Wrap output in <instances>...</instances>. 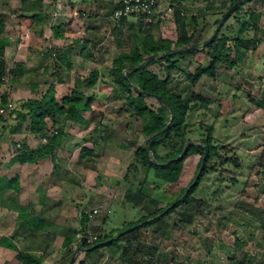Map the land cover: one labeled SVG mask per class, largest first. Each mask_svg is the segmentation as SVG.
<instances>
[{
	"label": "rangeland",
	"instance_id": "374dc122",
	"mask_svg": "<svg viewBox=\"0 0 264 264\" xmlns=\"http://www.w3.org/2000/svg\"><path fill=\"white\" fill-rule=\"evenodd\" d=\"M34 1L0 0V22L6 25L0 36L10 40L4 50L7 69L5 83L0 87V102L4 92L13 94V107L2 113L4 118L0 119V144L5 148L2 153L5 155L8 149L14 154L17 143L32 148L44 143L30 130L28 115L20 124L17 113H12L24 101L41 98L53 83L61 102L73 91L77 74L98 70L101 79L89 89V94L96 96L91 110L84 112L86 121L66 122L64 146L55 156L43 159L46 176L41 178L42 187L35 201L42 199L44 207L33 210L34 216L28 218L45 219L44 229L19 222V210H0V238L16 234L21 237L18 246L42 255L44 264H68L76 251V264H130V258L134 264L135 260L140 264H264V105L259 103L264 101V0H248L239 7L243 6L240 12L255 14L262 38L248 43L251 52L241 64L222 62L216 66L215 75L203 74L196 82L188 76L198 67L212 64V58L203 50L177 56L172 70L166 68V62L148 65L161 79L170 76V88L182 96L190 100L191 96H199L189 103L196 107L189 112L187 122L214 126L212 134L219 154L211 162L214 171L196 192L198 199L206 200V205L194 213L189 212L186 203L175 207L165 216L170 226L162 237L149 227L137 230L133 239L124 236L121 242L128 245L129 253H124V246L120 245L104 246L93 255L78 242L65 249V236L75 231L76 238H87L92 243L106 234L113 233L112 239L117 238L127 233L121 231L125 228L129 232L132 222L164 207L182 186L186 187L200 155L187 159L179 183L170 185L150 178L142 185L144 192L138 190V184L146 178L131 165L135 151L145 145L148 137L142 131V119L133 114L126 96L116 93L115 84L110 82L114 59L132 44L129 22L121 35L114 34L120 23L112 17L113 0H101V6L88 5L92 0H41L44 36L41 43L33 44L32 30L40 28V23L31 17L38 11L32 10ZM232 1L181 0L175 4L173 0H160L166 16L148 26L147 32L155 39L176 40L180 20L192 32L193 16H207L190 44L202 46ZM178 9L183 11L181 18ZM93 11L101 18H94ZM129 19L137 21L134 17ZM83 41L88 48H83ZM63 54L71 60L70 68L58 61ZM20 64L27 71L22 72ZM46 67L49 70L45 71ZM200 97L208 102L203 104ZM146 101L150 107L159 106L156 97H147ZM193 137L198 139L199 135ZM83 146L94 147V154H82ZM96 207L99 214L82 224L83 213L90 214Z\"/></svg>",
	"mask_w": 264,
	"mask_h": 264
},
{
	"label": "trees",
	"instance_id": "16d2710c",
	"mask_svg": "<svg viewBox=\"0 0 264 264\" xmlns=\"http://www.w3.org/2000/svg\"><path fill=\"white\" fill-rule=\"evenodd\" d=\"M173 1H175V4L181 2V0ZM238 1L240 0H233L228 6V9ZM249 1L251 2L252 0ZM41 3V0H35L31 6L32 10H38L35 14H31V17L35 18L38 24L40 23L39 29L35 28L32 30V33L35 35L31 40L33 44L35 41L37 44L39 42L41 43L44 36V26H42L44 14L39 7ZM71 3H73V1ZM242 7L230 15L213 41L207 44L212 35L204 40L202 46L205 47L202 50L212 58V64L210 66L198 67L194 74L188 76L191 82L198 81L203 74L215 75L216 66L222 62H229L233 66L241 64L251 52L248 43H254L262 39L259 37V27L257 26L255 14L240 12ZM182 12V10H177L178 18H181ZM206 18L207 16H193L192 32L187 30V23L180 20V31L178 32L179 35L176 40L165 37L155 39L151 32H147V27L151 24H146L142 20H137L135 22L131 21L129 18H122L119 21L120 24H118V27L114 29V34L121 35V33H123V27L129 22L128 27L132 31L133 39L129 49L121 50L114 59L113 65L110 68V82L115 84L114 89L116 93H121L126 96L128 107L132 110L133 114L142 119L143 133H145L148 138L152 137L150 144L146 141L144 146L139 147L135 151V162L131 165V168L135 166V172L140 169L144 173V178H146L138 184L140 185L138 190L144 192L142 188L150 178L158 182H166L170 185L177 184L182 178L187 159L193 155H200V159L186 187L182 186L177 196L164 207L159 208L147 216H143L138 221L132 222L129 227V232L128 230L125 231V228L121 231L127 233H122L123 235L121 234L111 241H109V239L113 238V233L106 234L91 243L87 242V238H76L74 231L72 234H67L65 236L62 243L65 249L70 248L73 243L78 242V245L85 248L87 253L91 255L98 253L99 249L104 246L114 247L120 245L124 246V253H129L128 245L121 242L124 236L130 235V238L133 239L132 237L137 230L142 227H149L156 236L162 237L170 226V224L165 221V216L171 213L175 207L186 203L188 204L189 212L194 213L198 212L206 205V200L198 199L196 192L199 190L205 177L214 171V165L211 162L218 156L219 151L218 146L214 143L212 134L214 126L212 124L206 125L200 123L196 125L195 123L187 122L190 115L189 112L193 111L196 107V104L189 106V103L191 100H194L195 97L199 96H191L192 99L190 100V98L188 99L176 90L171 89L169 86L170 76L164 80L161 79L157 74L148 69L149 64H146V66L142 68H137L139 64L146 63L147 60L152 57L163 56L152 63L166 62V68L172 70L177 65V56L188 53L196 54L201 51L199 49L197 51L185 53L177 52L180 48L202 47L200 46L201 44H190L195 37L200 23H203ZM220 20L221 19H218L216 23H214L216 27ZM5 26L4 22H0V34L4 33ZM234 30H236L235 33L228 34L229 32H234ZM9 44L10 40L8 37L0 36V87L5 83L7 64L4 60V50ZM83 48H88L87 43L84 41ZM255 48L256 44L253 50ZM58 58L61 64H65L69 68L72 66V62L67 55H59ZM20 69L22 72H25L28 68H26L24 64H20ZM47 70H49L48 67L45 68V71ZM127 72H130L129 76H127ZM100 79L101 75L98 70H93L88 74H77L75 75L73 91L71 94L62 97L61 102H59L60 100L56 97L55 85L52 83L41 98L28 99L24 101L21 108L13 110L12 113H17V117L19 118L18 122L20 124L28 115L30 130L41 138L47 137L48 141L42 143L41 146L37 148H32L26 143H17L19 145H16L18 147V153L15 154L11 160L12 163H32L52 155L55 156L54 154L56 151L64 146L66 122L83 123L86 121L84 112L91 110V105L96 96L93 93L89 94V89L95 86ZM155 96H160L161 99L159 100V106L153 108L149 106L146 98ZM200 98L203 104L208 102L207 98ZM7 102L8 95L3 94L1 103L5 104ZM259 103L264 105L263 100H260ZM25 108L27 112H25ZM172 114L174 119L168 128H166L171 120ZM2 117L3 116H1V119ZM196 134L199 135L198 139L193 137ZM193 142L208 145L209 153L197 181L192 185L200 170L202 159L205 154L204 146H199ZM187 144H189V146L184 155L179 158ZM94 150V147L90 149L87 146H83L80 152L86 155H93ZM126 178H129V176L127 175ZM3 180H5L4 176H0V191L4 186ZM159 186L160 185L157 187ZM189 187L190 189L187 196L182 199V196ZM23 209L25 208L23 207ZM33 214L34 211L28 212V210H19L18 220L29 226H36L39 230L44 229L47 223L46 220L35 217L28 218L31 215L34 216ZM82 218V224H86L89 220V214L84 212ZM130 238L128 239L129 245L132 243ZM2 239L6 240L3 241ZM2 239L0 240V244L16 250L17 258L22 264H43L44 257L42 255L21 249L14 241L7 242V238L4 236ZM79 264L83 263L80 262ZM130 264H134L131 258ZM135 264H140V262L135 260Z\"/></svg>",
	"mask_w": 264,
	"mask_h": 264
},
{
	"label": "crops",
	"instance_id": "0c3cea01",
	"mask_svg": "<svg viewBox=\"0 0 264 264\" xmlns=\"http://www.w3.org/2000/svg\"><path fill=\"white\" fill-rule=\"evenodd\" d=\"M100 1L101 0H92L90 1L92 4L89 2L90 4L88 5L98 4V6H101ZM118 1L119 0L112 1V6L114 7L111 13H113L114 9L118 6ZM84 3H87L86 0H84ZM73 6H77V5L74 4L73 2ZM93 14H94V18L97 17L96 15H98V17L100 16L99 13L95 11H93ZM3 94H7V92H4ZM7 95H8V102H9L13 94L9 92ZM1 102H0L1 104L0 109L2 106H5L8 103L7 102L5 104H2ZM1 116H3L2 117L3 119L4 115L0 112V119H1ZM4 150L5 148L3 147L1 148V144H0V176H4L5 181L7 182L6 184H4L3 189L0 191V210H4L5 213H7V210H10L11 212H14L12 210H32V211L42 210L44 207L42 203L43 200L40 199L39 202H36L37 201L36 198L38 196L39 189H41L42 187L41 178H43V175L45 174V172H43V169H42L44 160H40L38 162H32V163L31 162L12 163L11 160L13 159L15 154L18 153V149L16 148L14 149L15 151L14 154H11V151L6 149L7 152L5 155L2 153ZM4 156L7 157L6 160ZM2 161L6 164L1 165ZM45 176L46 175H44V177ZM23 207L25 209H23ZM15 235L16 234L11 235V238H7V242L14 241L15 243H17V245H19L18 241L20 240L21 237L17 235L15 236ZM0 253H1V258H3L1 264H22V262L17 258V255H16L17 251L15 252L14 249H11L7 246L0 244ZM12 258L13 260H11ZM8 260H11V262L10 261L7 262ZM43 264H44V261H43Z\"/></svg>",
	"mask_w": 264,
	"mask_h": 264
},
{
	"label": "built area",
	"instance_id": "2783aa9c",
	"mask_svg": "<svg viewBox=\"0 0 264 264\" xmlns=\"http://www.w3.org/2000/svg\"><path fill=\"white\" fill-rule=\"evenodd\" d=\"M169 9L171 10V6ZM163 10L165 9H161L160 0H119L118 7L114 9L112 17L115 21H120L122 18L134 17L136 20H142L146 24H154L160 18H165L166 13ZM12 107L13 103L9 101L5 106L1 107L0 112L5 113ZM42 140L46 143L48 138L44 137ZM99 210V207L94 208L90 212L89 217L92 218L96 214H99ZM77 236L82 237V234L78 233Z\"/></svg>",
	"mask_w": 264,
	"mask_h": 264
},
{
	"label": "water",
	"instance_id": "95a60500",
	"mask_svg": "<svg viewBox=\"0 0 264 264\" xmlns=\"http://www.w3.org/2000/svg\"><path fill=\"white\" fill-rule=\"evenodd\" d=\"M247 1H248V0H240V1L236 2L235 4H233V5H232V6H231V7H230V8L224 13L223 17L221 18L219 24H218L217 27L215 28V30H214V32H213L211 38H210L209 41L207 42V44L210 43L211 41H213V39L216 37V35L218 34V32H219V30L221 29V27L226 23V21L228 20V18L230 17V15H231L233 12H235V11H236V10L242 5V3H246ZM204 47H205V46H202V47H199V48H198V47L180 48V49L177 50V52H178V53H185V52H189V51H197V50H199V49L202 50ZM160 57H163V56L152 57V58L148 59L146 63H141V64H139V65L137 66V68H142V67H144L146 64H150V63H152L153 61L157 60V59L160 58ZM129 74H130V72H127V76H129ZM155 97L158 98V100L161 99L160 96H158V97L155 96ZM173 119H174V116H173V114H172V116H171V120H170V122L168 123V125L166 126V128H168V126H169L170 123L173 121ZM151 138H152V137H149V138L147 139V143H148V144H150ZM191 143H192V142H191ZM193 143H194V142H193ZM189 144H190V143H189ZM189 144H187V146L185 147L183 153L179 156V158H181V157L184 155V153H185L187 147L189 146ZM194 144H197V145H199V146H204V148H205V154H204L203 159H202V163H201L200 170H199V172H198V174H197V176H196L194 182L192 183V185L195 184V182L197 181V179H198V177H199V175H200V173H201V171H202V169H203V167H204V165H205V162H206V159H207V156H208V153H209V146H208V145H203V144H201V143H194ZM189 189H190V187L186 190L185 194L182 196V199H184V198L187 196V194H188V192H189ZM111 240H112V238L109 239V241H111ZM76 257H77V251L73 254V256H72V258H71L69 264H74L75 261H76Z\"/></svg>",
	"mask_w": 264,
	"mask_h": 264
}]
</instances>
